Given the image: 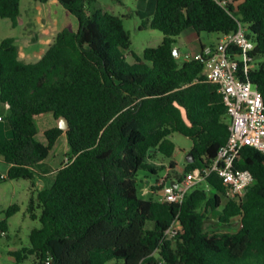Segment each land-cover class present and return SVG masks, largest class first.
Returning <instances> with one entry per match:
<instances>
[{"label": "trees", "instance_id": "obj_1", "mask_svg": "<svg viewBox=\"0 0 264 264\" xmlns=\"http://www.w3.org/2000/svg\"><path fill=\"white\" fill-rule=\"evenodd\" d=\"M57 1L79 26L58 32L40 60L23 61L13 37L0 42V101L8 106L1 118L11 129L10 138L0 139L7 179L34 180L63 135L69 149L52 187L30 199L28 213L41 226L31 231L29 247L14 254L17 264H264V154L242 149L236 167L254 182L240 201L227 196L215 174L210 191L194 190L180 205L141 198L137 178L139 171L157 174L152 152L173 156L174 133L193 143L194 162L185 172L225 145L229 120L219 87L207 80L203 63L180 64L173 50L188 29L225 36L246 25L251 57L263 58L264 0H156L153 18L140 29L162 32L163 41L142 57L132 53L134 65L126 61L131 36L121 17L98 0ZM20 16V0H0V18L17 28ZM241 78L264 102V64ZM46 114L69 127L46 131L44 144L36 119ZM221 207L219 226L241 218L237 233L206 230V214ZM19 209L5 212L0 237ZM174 221L180 228L166 240Z\"/></svg>", "mask_w": 264, "mask_h": 264}, {"label": "rangeland", "instance_id": "obj_2", "mask_svg": "<svg viewBox=\"0 0 264 264\" xmlns=\"http://www.w3.org/2000/svg\"><path fill=\"white\" fill-rule=\"evenodd\" d=\"M98 5L106 12L121 17L126 31L131 36L130 49L125 52L126 61L134 65L132 53L142 57L146 48L158 47L162 42L163 33L156 30H141L140 27L152 19L155 13L156 0H98ZM21 16L17 28L12 27L9 19L0 18V42L8 37H13L19 47L20 58L25 62H36L42 58L47 49L53 44L58 32L65 27L77 30L79 23L75 16L68 13L57 0H50L46 4L35 0H20ZM244 29L248 30L246 25ZM218 34L202 33V42L206 46L217 45ZM182 56L179 57L180 64L183 63L185 53L191 54L185 47ZM197 54V53H196ZM264 64V57L257 59L255 69ZM8 109L0 101V117L6 118ZM60 120H56L53 114H46L36 119L37 140L47 144L46 131L59 127ZM11 137V129L7 120L0 121V139ZM171 141L175 145V151L171 158L152 152L150 164L159 168L157 174L148 171H139L138 188L140 197L150 199L153 195H144L150 186H155L166 176V169L170 164L175 168L170 174L173 176L183 175L187 166V155L193 147L192 141L179 134L174 133ZM68 145L65 135L57 142L50 152L49 157L37 166V175L34 180H9L7 179L8 165L0 157V221L6 219L5 212L12 206L18 205L19 211L8 219V231L0 237V264H17L15 253L28 248L29 236L33 229L40 228L39 220L31 219L28 208L31 197L37 198L38 192L44 188H51L57 171L67 164ZM197 164H200L197 161ZM162 168V169H160ZM223 207L206 214V230L210 233H237L240 229L239 218L232 221L229 226L220 227L219 218ZM39 215L40 212H37ZM22 264H34L31 259L24 260ZM107 264H122L112 261Z\"/></svg>", "mask_w": 264, "mask_h": 264}, {"label": "built area", "instance_id": "obj_3", "mask_svg": "<svg viewBox=\"0 0 264 264\" xmlns=\"http://www.w3.org/2000/svg\"><path fill=\"white\" fill-rule=\"evenodd\" d=\"M254 48L248 30L240 26L236 33L221 36L217 45L204 47L195 55H184L183 62L203 63L205 77L219 87L227 109L229 138L210 162L204 158L196 168L178 176L171 175V167L167 168L162 182L143 192L144 195L151 194L160 203L180 205L194 190L210 191L208 178L215 174L227 188L230 199L240 201L245 197L254 177L250 171L236 167L241 151L251 147L264 154L263 97L255 85L241 78L255 69L256 60L251 57ZM239 221L241 228V218ZM179 228L180 223L174 221L165 239L171 240Z\"/></svg>", "mask_w": 264, "mask_h": 264}, {"label": "crops", "instance_id": "obj_4", "mask_svg": "<svg viewBox=\"0 0 264 264\" xmlns=\"http://www.w3.org/2000/svg\"><path fill=\"white\" fill-rule=\"evenodd\" d=\"M148 20H151V19H148ZM220 38H221V36H219L218 40ZM162 41H163V38L161 39V42ZM183 47H185L187 50H189V52H191L193 55H195L196 53L201 52V50L204 47H208V46H206L202 42V34H198L193 29H188V30L184 31L177 39V43H176L175 48L179 50V57L182 56V49L181 48H183ZM185 54H187V53H185ZM5 106H6V109H8V106L7 105H5ZM171 170H173V169H171ZM155 186H150L149 189L154 188Z\"/></svg>", "mask_w": 264, "mask_h": 264}, {"label": "water", "instance_id": "obj_5", "mask_svg": "<svg viewBox=\"0 0 264 264\" xmlns=\"http://www.w3.org/2000/svg\"><path fill=\"white\" fill-rule=\"evenodd\" d=\"M173 53H174L175 58H178L179 50L175 48L173 50ZM68 127H69L68 121L66 119H64V118L60 119L59 128L62 129V130H67ZM186 161L188 163H193L194 162V156L192 154L187 155Z\"/></svg>", "mask_w": 264, "mask_h": 264}]
</instances>
